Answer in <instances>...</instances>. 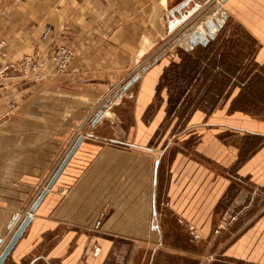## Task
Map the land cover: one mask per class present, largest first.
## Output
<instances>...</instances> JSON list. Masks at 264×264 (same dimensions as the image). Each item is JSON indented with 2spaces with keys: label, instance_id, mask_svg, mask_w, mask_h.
Here are the masks:
<instances>
[{
  "label": "crops",
  "instance_id": "obj_1",
  "mask_svg": "<svg viewBox=\"0 0 264 264\" xmlns=\"http://www.w3.org/2000/svg\"><path fill=\"white\" fill-rule=\"evenodd\" d=\"M183 1L0 0V249L82 136L3 264H60L51 241L64 226L156 241L152 218L158 157L150 135L141 139L139 132L153 133L160 121L155 110L150 119L141 117L153 102L167 60L149 67L122 94L133 95V118L121 135L117 128H125L124 118L117 108L122 99L105 107L96 122L92 119L108 91L155 52L157 41L168 33L166 13ZM192 1L201 6L209 0ZM222 8L264 53V0H224ZM218 21L215 15L213 22L203 20L184 37V47L205 46L219 30ZM58 46L73 50L60 73L49 62ZM26 55L41 63L40 80L20 71L18 63ZM192 112L202 127H243L264 136V114L253 122L252 115L230 104ZM225 112L226 122L216 119ZM236 115L242 123L232 121ZM61 264H70L69 259Z\"/></svg>",
  "mask_w": 264,
  "mask_h": 264
},
{
  "label": "rangeland",
  "instance_id": "obj_2",
  "mask_svg": "<svg viewBox=\"0 0 264 264\" xmlns=\"http://www.w3.org/2000/svg\"><path fill=\"white\" fill-rule=\"evenodd\" d=\"M222 5L221 0L207 1L163 35L155 52L136 69L138 78L121 91L134 73L99 103L110 108L122 99L117 108L124 118L125 128H117L121 135L133 118V95L122 94L149 67L167 60L153 102L141 117L150 119L155 110L160 121L153 133L144 128L139 132L141 139L150 135L158 157L152 218L156 241L106 237L64 226L54 231L51 241L58 262L264 264V136L243 127H202L192 112L230 104L252 115L253 122L264 114V53ZM221 8L224 12L215 14ZM214 15L220 26L213 39L186 49L184 37ZM225 114L216 119L226 122ZM238 118L232 121L242 123Z\"/></svg>",
  "mask_w": 264,
  "mask_h": 264
},
{
  "label": "water",
  "instance_id": "obj_3",
  "mask_svg": "<svg viewBox=\"0 0 264 264\" xmlns=\"http://www.w3.org/2000/svg\"><path fill=\"white\" fill-rule=\"evenodd\" d=\"M221 1L223 2L224 0H221ZM199 7L200 6L196 3H193L192 0H185L181 4L177 5L176 7L169 9L168 12L166 13L168 32L169 33L172 32L177 27L185 23L189 18H191V16H193L199 10ZM190 27L192 28L193 25H191ZM187 32L188 31H184L183 35H186ZM193 32H194L192 35L193 37L198 38L200 42L202 43L205 42V38L201 37L198 31H193ZM147 67L148 65L146 67H143L141 69V72H143ZM139 74L140 73H135L131 77V79H129L128 82L123 87H121V91H124L133 81H135L138 78ZM104 109H105V106H103V108L95 114V116L92 119V123L96 122L99 119V117H101L102 111ZM81 139H82V136H79L77 140L73 143V145L70 147L66 155L60 161L59 165L56 167L55 171L52 173V175L48 179V182L46 183L44 189H42L38 197L29 207L26 214L20 219L17 226L12 230L8 239L6 240V242L0 249V264H3V262L9 255L10 251L16 244L17 240L21 237L23 231L25 230V228L27 227L28 223L31 220V216L35 208L37 207V205L39 204L43 196L46 194L47 190L51 187V185L53 184V182L55 181V179L61 172L62 168L64 167L65 163L67 162L68 158L70 157V155L72 154V152L74 151L78 143L81 141Z\"/></svg>",
  "mask_w": 264,
  "mask_h": 264
},
{
  "label": "built area",
  "instance_id": "obj_4",
  "mask_svg": "<svg viewBox=\"0 0 264 264\" xmlns=\"http://www.w3.org/2000/svg\"><path fill=\"white\" fill-rule=\"evenodd\" d=\"M72 57L73 50L71 48L58 46L49 55L50 66L56 73L63 72L69 65ZM19 69L23 74L31 76L36 80H40L42 77L41 63L33 56L26 55L22 57L19 61Z\"/></svg>",
  "mask_w": 264,
  "mask_h": 264
},
{
  "label": "bare ground",
  "instance_id": "obj_5",
  "mask_svg": "<svg viewBox=\"0 0 264 264\" xmlns=\"http://www.w3.org/2000/svg\"><path fill=\"white\" fill-rule=\"evenodd\" d=\"M212 20H213V18H212Z\"/></svg>",
  "mask_w": 264,
  "mask_h": 264
}]
</instances>
